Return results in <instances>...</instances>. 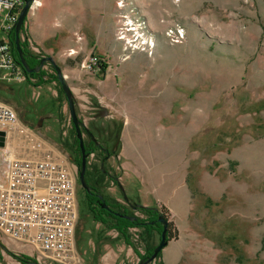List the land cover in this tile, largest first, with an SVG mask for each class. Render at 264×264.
Returning <instances> with one entry per match:
<instances>
[{
    "label": "rangeland",
    "instance_id": "rangeland-1",
    "mask_svg": "<svg viewBox=\"0 0 264 264\" xmlns=\"http://www.w3.org/2000/svg\"><path fill=\"white\" fill-rule=\"evenodd\" d=\"M51 2L33 4L22 25L25 49L53 55L60 66L75 55L101 59L93 72L82 62L66 73L72 87L77 71L86 78L74 93L76 114L105 148L87 159L88 184L136 217L144 214L135 203L165 207L177 230L180 264H264V0H98L92 47L78 30H59L58 15L74 11L79 0H68L69 8L67 0ZM123 20L140 25L152 43L119 37ZM48 83L43 99L41 89L33 96L0 91L1 99L19 103V117L35 134L10 137L8 147L16 157L53 148L63 155L59 161L70 162L77 221L76 259L68 264H136L160 236L155 231L145 241L141 228H131L126 241L92 219L79 167L69 157L74 153L65 146L76 138L67 101L57 79ZM115 103L131 107L115 110ZM141 103L155 110L134 109ZM89 139L84 133L83 142ZM122 146L132 157L119 154ZM102 164L126 197L109 176L96 181ZM162 251L149 264H162ZM16 256L58 264L0 233V264H22Z\"/></svg>",
    "mask_w": 264,
    "mask_h": 264
},
{
    "label": "built area",
    "instance_id": "built-area-1",
    "mask_svg": "<svg viewBox=\"0 0 264 264\" xmlns=\"http://www.w3.org/2000/svg\"><path fill=\"white\" fill-rule=\"evenodd\" d=\"M23 5L24 0H0V72L5 71L14 82L36 79L28 76L16 62L10 43V35ZM123 23L126 27L120 31L119 37L131 38V42L136 43L139 40L144 44L152 43L140 25L125 20ZM24 30L20 33L22 39ZM100 62V57L92 53L84 59L83 68L93 72ZM18 123L14 109L0 101V126ZM2 162L0 233L37 251L38 258L43 260L58 264L75 261L77 201L75 179L69 168L49 153L42 158H27L13 156L8 151L2 156Z\"/></svg>",
    "mask_w": 264,
    "mask_h": 264
},
{
    "label": "crops",
    "instance_id": "crops-1",
    "mask_svg": "<svg viewBox=\"0 0 264 264\" xmlns=\"http://www.w3.org/2000/svg\"><path fill=\"white\" fill-rule=\"evenodd\" d=\"M44 4H48L51 5L54 3L51 2V0H43ZM69 4L68 0L66 3L65 7H70L67 5ZM39 5V4H34V6ZM74 11H68L66 13V15H58L59 16V21H60V28L59 30L61 32H68L71 33L72 31L78 30L80 33H82L83 39L82 42L84 43L83 45L85 47H92V44H95L98 41V31H99V12H98V0H79V4L76 5L73 9ZM53 16H55V14H53ZM28 21H30V16L28 14ZM65 21V22H64ZM48 24H51V22L48 20L47 21ZM31 25V22H30ZM84 32V34H83ZM91 49V48H90ZM72 55V54H71ZM53 56V55H52ZM54 58V56H53ZM85 59V56L82 58V56H73L71 58H65L63 60V65L61 63V70L63 69V74L66 76V79L69 83V86L72 90L73 93V97L75 96V90H77L79 88L80 85H82L83 82H85L86 78H80L79 74L82 73L81 70L77 71V74H74L76 77V87H72V85L70 84L67 74L68 71H72V69L67 70L68 68H76L77 65L81 64ZM54 60L56 61L57 59L54 58ZM58 61V60H57ZM56 61V63H57ZM58 64V63H57ZM49 66H45L42 71L44 73H48L49 72ZM84 69V68H83ZM85 71H87L86 69H84ZM83 71V72H85ZM88 72V71H87ZM0 74L2 75V79L0 80V91H3L5 93H11L12 95H20L21 92L24 91H29L31 90V96H33L34 94H38V92H36L35 90L37 89H41V93L42 95L40 96V98L44 97V92H46L47 88L49 87V83L48 82H36L34 83H30L28 82V80H23L20 82H14L12 79H10L7 76V73L5 71L0 72ZM106 74V73H105ZM98 77V74L94 75V78ZM90 79H93V77H89ZM102 78V77H101ZM106 76H104V78L100 79L101 81H105ZM111 86V85H108ZM115 96V93H114ZM108 98H111V96L109 95ZM115 98V97H114ZM0 101L5 102L6 104H8L9 106H11L14 111L17 114V118H18V124L15 126H0V129H3L6 131V140H5V144H4V148L2 150V153L5 154L6 152H11L10 148L8 147V139L10 137L15 136L16 138L20 137V135H25L27 137H34V131L31 129V124L26 123L23 119H21L18 115L17 112H21L22 108L20 107L19 103L15 102V101H11V100H3L0 98ZM75 101V100H74ZM116 105H114V109L115 110H128L129 107L128 104H121V103H115ZM128 107H127V106ZM136 105V104H135ZM26 107L28 105H25ZM110 107H113L112 105H109ZM138 108L135 107L134 109H139L141 111H147V110H155L153 109V107H155V105L153 104H147V103H141L138 104ZM161 106H159L160 108ZM162 108V107H161ZM52 119V117H50ZM49 118V119H50ZM39 124L41 126V121H39ZM125 123H123L124 126ZM12 134V135H11ZM128 135V133H127ZM127 142H128V138H126ZM13 148V147H12ZM56 149L53 148H46L44 153H37L36 150H33L32 152L27 151L26 154H23L24 157L27 158H42L44 157L47 153L51 154L55 159H57L59 161V159H61V155L60 152H58ZM119 154H121L123 156V158H129L132 156H128L126 155V149L122 146L120 149H118ZM57 152V153H56ZM1 153V152H0ZM60 162H62L66 167H69V163L70 162H64L62 160H60ZM125 168H127L126 166H123ZM133 171V173H135V170H130V172ZM143 205V204H142ZM146 206V205H144ZM153 207H156V205H152ZM76 227V226H75ZM178 238H172L170 240H168L167 247H164L162 250V264H180L182 261V257H181V250L179 248H177L178 246L175 245V241H177ZM166 244V245H167ZM139 261V260H138Z\"/></svg>",
    "mask_w": 264,
    "mask_h": 264
},
{
    "label": "trees",
    "instance_id": "trees-1",
    "mask_svg": "<svg viewBox=\"0 0 264 264\" xmlns=\"http://www.w3.org/2000/svg\"><path fill=\"white\" fill-rule=\"evenodd\" d=\"M21 30L19 32V38H20V45L22 46L23 55L26 58V61L30 67H35L39 60H33L32 56H29V52L25 49L24 44L21 42L20 37ZM14 31H12L10 35V43L11 48L14 51V55L16 58V62L18 63V54L14 48ZM51 72L44 73L41 70L38 72H32V73H26L30 77L36 78L35 81L37 82H50L54 79H57L55 71L51 68ZM75 134V132H74ZM90 142L87 146L89 149L93 150L91 148ZM66 148L71 150L74 155H71V159L73 162L79 167L80 166V151L81 148L78 144V140L75 138L73 143H66ZM62 152L64 149H60ZM97 182L99 183L102 181L106 175L105 168H96L95 170ZM87 182V181H86ZM88 183V182H87ZM92 185L95 184H89L90 191L85 192V198L87 201V205L89 207L90 215L92 219L96 222H100L105 225H109L111 228L116 229L122 237L127 241V231L131 228H141L142 229V238L145 241H148L152 237L153 232H157L160 236V233L162 231L163 225L158 221V216L162 215L165 219L168 220L167 225V232H166V240H170L172 238L177 237V230L174 226V224L169 220L167 209L165 207L156 208L153 206H137L136 209L142 212L144 214V217H136V219L131 220L123 215H129V216H135L129 213L127 209H125L122 205L118 204L116 201L109 199L106 195L102 194L98 187L94 188ZM95 192V193H94ZM101 195V196H99ZM105 205V206H104ZM155 247V246H154ZM152 246H147L144 253L141 254L139 257V260L146 258L147 256L152 254L153 248ZM160 253V252H159ZM158 253V255H159ZM157 255V256H158ZM16 258L22 263V264H40L35 262L34 260L27 258L25 256H16Z\"/></svg>",
    "mask_w": 264,
    "mask_h": 264
},
{
    "label": "water",
    "instance_id": "water-1",
    "mask_svg": "<svg viewBox=\"0 0 264 264\" xmlns=\"http://www.w3.org/2000/svg\"><path fill=\"white\" fill-rule=\"evenodd\" d=\"M34 1L35 0H24V5H23V7L19 13L17 22L14 26V41H13L14 48L18 54L19 63L22 66L25 73H32V72L40 71L45 62H48L52 66V68L54 69V71L56 73L57 80L60 83L61 90L65 95L67 105H68L69 115L71 118V122L73 124V128L75 130V134H76V138L78 139L79 146L82 150L80 167H79V171H78L79 181H80L81 186L84 188V190L89 191L90 186L85 180L87 155L84 152V142H83V136H82V131H81V126H85V124L78 118V116L76 114L75 101H74L73 93H72V90H71L69 83L66 79V76L63 74L60 66L56 63V61L54 60L52 55L43 56L39 60V64L37 66L30 67L28 65V63L26 62V59L23 55L22 47L20 45L19 32H20L22 25L24 24V21L26 20L28 14H29V11L31 10V8L34 4ZM85 130L89 134L91 139L93 141L97 142L96 138L94 137L92 132L89 131V129L87 127H85ZM5 140H6V131L3 129H0V147L4 146ZM118 186L124 194L123 187L120 184H118ZM99 196H101V195H99ZM124 197H126L125 194H124ZM137 205L138 206H144L142 204H137ZM134 207H136V206H134ZM123 216L128 218V219H131V220L136 219L135 216H129V215H123ZM158 221L163 225L162 231L160 233V239H159L158 244L153 248L151 255L147 256L144 259L139 260L136 264H149L150 262H152L157 257L158 253L166 246V244L168 242L166 240L168 220L165 219L162 215H159Z\"/></svg>",
    "mask_w": 264,
    "mask_h": 264
},
{
    "label": "flooded vegetation",
    "instance_id": "flooded-vegetation-1",
    "mask_svg": "<svg viewBox=\"0 0 264 264\" xmlns=\"http://www.w3.org/2000/svg\"><path fill=\"white\" fill-rule=\"evenodd\" d=\"M28 19V16H27V18H26V20ZM25 22V21H24ZM22 29H23V26L21 27V31H22ZM28 52H29V56H32L33 58H31V59H33V60H40L42 57H43V55L40 53V54H34V53H31L30 51H29V49L27 50ZM26 59V58H25ZM18 61V64L20 65V63H19V59L17 60ZM27 62V61H26ZM39 64V62L37 63V65ZM36 65V66H37ZM50 64L48 63V62H45L44 63V65H43V67L41 68V71H42V69L45 67V66H49ZM52 67V66H51ZM43 72V71H42ZM85 127H86V125L85 126H81V131H82V136L84 135V133H86L88 136H89V134L86 132V130H85ZM88 128V127H87ZM89 129V128H88ZM89 131H90V129H89ZM91 132V131H90ZM93 134V133H92ZM76 135V134H75ZM89 142L88 143H86L87 145L90 143V142H92L91 143V148H93V150H91V149H89L88 148V146L85 144V142H84V152H85V154L87 155V159L89 158V157H91V154H93L94 156H97L98 157V155L102 152V150L103 149H105L104 148V146L96 139V141L97 142H95V141H93L92 139H91V137L89 136ZM77 139V138H76ZM78 140V139H77ZM78 144H79V142H78ZM97 152V153H96ZM104 154V153H103ZM81 155H82V150L80 151V160H81ZM111 155H110V152H109V150L107 151V152H105V155H104V157H105V161H107L108 159H109V157H110ZM70 157V156H69ZM71 158V157H70ZM80 167V166H79ZM101 168H103V164H102V166H101ZM106 175L107 176H109L108 175V172L106 171ZM109 178H110V180L113 182V183H116V184H118V181H117V179H116V177H114V176H109ZM94 188H96L97 186H95V185H92ZM90 191V190H89ZM89 191H85V192H89ZM95 193V192H94ZM138 203H135L134 205H133V208L134 209H136V207L138 206L137 205ZM134 206H136V207H134ZM136 217V216H135Z\"/></svg>",
    "mask_w": 264,
    "mask_h": 264
},
{
    "label": "bare ground",
    "instance_id": "bare-ground-1",
    "mask_svg": "<svg viewBox=\"0 0 264 264\" xmlns=\"http://www.w3.org/2000/svg\"><path fill=\"white\" fill-rule=\"evenodd\" d=\"M34 4H40V0H35Z\"/></svg>",
    "mask_w": 264,
    "mask_h": 264
}]
</instances>
